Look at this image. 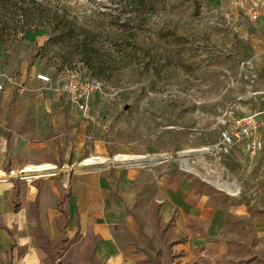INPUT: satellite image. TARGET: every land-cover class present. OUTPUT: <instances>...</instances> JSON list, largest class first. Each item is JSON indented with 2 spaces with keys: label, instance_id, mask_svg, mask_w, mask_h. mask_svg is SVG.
<instances>
[{
  "label": "rangeland",
  "instance_id": "1",
  "mask_svg": "<svg viewBox=\"0 0 264 264\" xmlns=\"http://www.w3.org/2000/svg\"><path fill=\"white\" fill-rule=\"evenodd\" d=\"M42 1L90 30L104 70L93 74L46 24L0 41V78L12 83L21 73L37 78L49 70L54 81L41 85L44 92L66 81L89 88L88 107L72 99L81 112L67 122L97 137L103 147L97 155L110 162L88 166L102 171L140 161L131 166L142 174L134 227L123 239L146 253L136 264H264V233L255 225L264 224V149L251 157L242 146L219 144L234 116L264 110V18L252 21L233 0ZM62 64L71 67L69 76ZM117 153L139 158H111ZM24 177L15 178V191ZM184 178L196 181L192 195L225 211L219 236L207 235L208 219L188 220L187 231L161 218L163 186L175 188ZM32 231L50 261L66 254L60 264H71L79 252L83 262L101 264L97 236L76 246L65 236L50 241L41 225ZM194 235L209 236L207 243L184 247ZM0 261L12 264L9 254Z\"/></svg>",
  "mask_w": 264,
  "mask_h": 264
},
{
  "label": "crops",
  "instance_id": "2",
  "mask_svg": "<svg viewBox=\"0 0 264 264\" xmlns=\"http://www.w3.org/2000/svg\"><path fill=\"white\" fill-rule=\"evenodd\" d=\"M263 16L264 12L259 19ZM28 72L16 76L12 83L0 78V173L5 175L0 176V258L6 261L9 254L12 264L61 261L66 254L50 261L38 244L32 226L41 225L50 241L75 237L76 246H81L85 239L97 236L95 256L101 264H136L145 259L143 250L136 251L123 240L134 227L131 210L137 204L142 174L131 166L140 161L102 171L88 166L107 164L110 157L97 155L103 151L100 140L87 135L83 125L67 122L81 112L69 91L44 92L43 83ZM45 96H50L49 100ZM118 154L139 158L127 153L111 158ZM55 168L53 174L44 175ZM11 170L43 175L24 178L18 192L15 178L19 176L10 174ZM164 178L161 176L162 181ZM195 183V179L184 178L175 188L163 186L161 218L187 231L188 220L208 219L207 235L219 236L225 229L226 213L192 195ZM32 204L37 209L34 214ZM255 225L257 232L264 233V224L256 221ZM207 235L191 236L184 247L207 243ZM76 254L79 259L74 258L71 264H89Z\"/></svg>",
  "mask_w": 264,
  "mask_h": 264
},
{
  "label": "trees",
  "instance_id": "3",
  "mask_svg": "<svg viewBox=\"0 0 264 264\" xmlns=\"http://www.w3.org/2000/svg\"><path fill=\"white\" fill-rule=\"evenodd\" d=\"M46 24L59 31L53 39L68 41L93 74L98 76L101 74L98 70L99 72L104 70L102 55L100 49L96 48L90 30L78 25L66 11L61 12L60 8H47L42 0H0V41L13 34L24 35L27 31ZM59 70L72 71L67 64H62ZM18 205L19 203H16V206ZM56 264H60V261Z\"/></svg>",
  "mask_w": 264,
  "mask_h": 264
},
{
  "label": "built area",
  "instance_id": "4",
  "mask_svg": "<svg viewBox=\"0 0 264 264\" xmlns=\"http://www.w3.org/2000/svg\"><path fill=\"white\" fill-rule=\"evenodd\" d=\"M234 4L243 7L252 21L259 20L264 12V0H233ZM71 71H65L69 75ZM37 79L45 85L52 84L54 79L48 72L37 73ZM3 83H0V90ZM58 90L69 91L73 100L78 98L82 109L88 107L89 88L78 85L75 81H66L57 87ZM222 148L228 150L242 146L248 155L255 156L264 149V110L244 116H234L232 122L220 132ZM15 174L14 170L10 171ZM22 173H17L20 176ZM24 178H26V175Z\"/></svg>",
  "mask_w": 264,
  "mask_h": 264
},
{
  "label": "bare ground",
  "instance_id": "5",
  "mask_svg": "<svg viewBox=\"0 0 264 264\" xmlns=\"http://www.w3.org/2000/svg\"><path fill=\"white\" fill-rule=\"evenodd\" d=\"M218 146H219V145H218ZM215 148H217V147H215ZM217 150H218V148H217ZM218 151H219V150H218ZM22 171H27V170L24 169V170H22ZM28 171H29V170H28ZM55 172H56V171H55ZM23 174H26L28 177H33V176H36V175H39V176L43 175V174H34V173L31 174V173H27V172H26V173H23Z\"/></svg>",
  "mask_w": 264,
  "mask_h": 264
}]
</instances>
